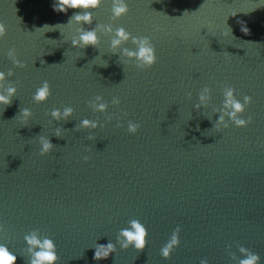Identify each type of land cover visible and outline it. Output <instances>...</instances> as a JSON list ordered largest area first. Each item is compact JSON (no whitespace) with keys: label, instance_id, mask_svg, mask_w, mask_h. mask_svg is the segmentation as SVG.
Listing matches in <instances>:
<instances>
[{"label":"water","instance_id":"95a60500","mask_svg":"<svg viewBox=\"0 0 264 264\" xmlns=\"http://www.w3.org/2000/svg\"><path fill=\"white\" fill-rule=\"evenodd\" d=\"M125 2L128 14L114 21L104 0L89 26L68 23L79 10L57 13L54 0H0V92L17 88L11 105H0V244L17 264H28L24 236L33 230L55 242L57 264H238L241 246L264 264V0ZM97 24L149 37L155 65L141 71L123 56V47L135 50L131 41L113 54L103 28L96 48L72 46L80 27ZM11 49L26 68L14 67ZM44 81L51 96L37 104ZM225 86L242 103L252 97L241 116H252L248 127L217 130ZM204 87L212 99L197 110ZM97 95L106 113L88 107ZM65 106L73 116L53 121L50 112ZM85 118L102 126L77 130ZM128 121L141 125L136 134ZM40 136L55 145L44 156ZM132 219L148 230L143 251L117 242ZM177 227L180 245L164 259ZM109 242L117 251L94 260L96 245Z\"/></svg>","mask_w":264,"mask_h":264},{"label":"clouds","instance_id":"9594fccd","mask_svg":"<svg viewBox=\"0 0 264 264\" xmlns=\"http://www.w3.org/2000/svg\"><path fill=\"white\" fill-rule=\"evenodd\" d=\"M104 0H54L52 5L53 10L57 13H67L69 9L79 10L76 14L70 17L69 22L74 21L80 25L93 24L92 11L96 10L101 6ZM129 12L128 4L125 0H112L111 4V18L119 20L123 16L127 15ZM98 28H103V30L111 35L110 47L113 54H116V50L122 48L129 41L135 45V50H131L128 47L122 48V55L127 57L129 60L135 61V67L141 71L148 70L152 68L157 62V57L155 53V47L152 44L149 37H137L132 36L124 27H119L115 29L113 34V27L111 24L99 25L97 24L94 28L80 27L78 29V36L71 40V44L74 48L85 49L87 47H94L99 44V36L97 33ZM247 33V29H242ZM7 30L5 25L0 22V38L5 37ZM8 58L12 61L14 67L24 69L27 67L26 63L21 62L17 58L16 50L11 49L8 51ZM107 66V65H106ZM105 66V67H106ZM14 72L9 70L7 72V77H12ZM6 81V74L0 71V85ZM17 88L13 84L8 83L4 92H0V105L10 106L13 97L16 96ZM51 96V86L47 81H44L42 86L36 89L33 96V101L37 104L44 103ZM223 106L221 109L222 114L216 121L217 130L227 129L231 124H234L239 128H246L252 123V116H248L247 119L241 118L242 114L245 112L246 107L252 104V97L245 95L243 97V103L236 98V90L231 86H225L223 89ZM188 98L191 99V94L189 93ZM211 89L209 87H204L201 89L198 95L199 102L194 106L197 110L201 107H206L211 101ZM113 106L118 107L121 103L118 97H114L111 101ZM88 107L93 111V113H106L108 110V103L104 102L103 97L97 95L93 100L88 101ZM74 109L72 107L65 106L63 110L53 109L50 112V116L53 121H68L70 117L73 116ZM22 123L27 124L29 119L32 117V112L28 108H24L19 112ZM227 117V120H226ZM110 121L111 116L107 117ZM99 121L83 119L77 130L79 129H91L95 130L101 127ZM118 128L123 127L121 123H117ZM140 124L128 121L127 131L130 134H136ZM55 135L59 138L62 137V129L57 128ZM89 140L94 139L93 136H88ZM39 143L41 145L40 155L44 156L52 152L55 145L50 139L40 136ZM85 162L89 160L88 156H84ZM0 231H3V227L0 226ZM180 227H177L169 241L161 248L160 255L164 259H170L174 250L180 245ZM148 230L147 228L138 220L132 219L129 221V227L123 228L119 231L117 236V242L120 245L121 250H127L133 247L135 250L143 251L148 242ZM28 252L30 254V259L28 264H57L59 257L57 255L55 242L44 237L41 239L37 230L31 231L29 234L24 236ZM117 251L116 245L109 242L108 244H97L95 247V253L93 259L96 261L108 259L110 254ZM239 252L243 254L245 258L239 259L238 264H259L260 256L250 249L241 246ZM0 264H17V255L9 250V248L0 244ZM201 264H208L207 260H201Z\"/></svg>","mask_w":264,"mask_h":264}]
</instances>
